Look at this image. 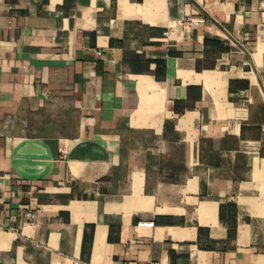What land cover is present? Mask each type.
Wrapping results in <instances>:
<instances>
[{
    "label": "crops",
    "instance_id": "crops-1",
    "mask_svg": "<svg viewBox=\"0 0 264 264\" xmlns=\"http://www.w3.org/2000/svg\"><path fill=\"white\" fill-rule=\"evenodd\" d=\"M0 264H264V0H0Z\"/></svg>",
    "mask_w": 264,
    "mask_h": 264
},
{
    "label": "built area",
    "instance_id": "built-area-1",
    "mask_svg": "<svg viewBox=\"0 0 264 264\" xmlns=\"http://www.w3.org/2000/svg\"><path fill=\"white\" fill-rule=\"evenodd\" d=\"M27 215H28L29 217H32V216H33V213L28 212Z\"/></svg>",
    "mask_w": 264,
    "mask_h": 264
}]
</instances>
